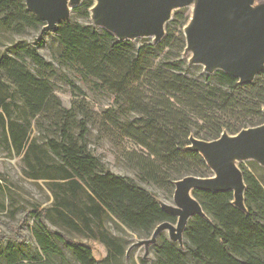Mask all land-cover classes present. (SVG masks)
<instances>
[{
    "label": "trees",
    "instance_id": "obj_1",
    "mask_svg": "<svg viewBox=\"0 0 264 264\" xmlns=\"http://www.w3.org/2000/svg\"><path fill=\"white\" fill-rule=\"evenodd\" d=\"M93 5V0H84L74 11L90 18ZM188 19L184 11L175 12L164 38L157 44L144 39L139 48L100 27L71 21L45 32L57 38L86 76L114 96L103 116L115 135L138 147L121 149L124 164L137 179L116 176L87 149L90 117L85 101L74 100L71 110L63 108L52 82L27 66L30 61L41 73L55 71L39 52L43 39L15 44L18 57L0 54V150L21 157L28 168L26 176L46 181L53 195L49 207L23 209L17 224L5 222L7 233L0 229V264H66L64 249L78 264H120L126 250L105 228L109 211L147 239L162 223L175 224V218L143 185L155 186L173 198L176 181L212 177L204 158L188 150L192 137L211 142L264 124V72L241 85L222 71L208 75L201 65L189 64L183 56ZM45 26L26 9L24 0H0V31L21 35ZM173 26L179 28L178 37ZM46 118L65 142L60 163L47 161L49 152L31 137L32 123ZM74 129L79 130V146L74 143ZM249 163L250 168L239 166L247 211L233 204V192L193 190L205 217L191 218L182 246L160 235L152 245L155 264H264V169ZM4 211L5 205L0 204V212ZM28 221L34 224V247L23 231ZM51 225L99 241L107 256L97 260L92 247Z\"/></svg>",
    "mask_w": 264,
    "mask_h": 264
},
{
    "label": "water",
    "instance_id": "obj_2",
    "mask_svg": "<svg viewBox=\"0 0 264 264\" xmlns=\"http://www.w3.org/2000/svg\"><path fill=\"white\" fill-rule=\"evenodd\" d=\"M24 1L26 9L46 24L43 32H50L61 22L68 21L71 11L84 0ZM194 4L197 6L191 22L184 30V58H188L191 65H201L208 75L222 71L237 78L241 85L252 83L264 72V5L255 9L253 0H204L203 5L198 0H97L92 6V19L95 27L110 32L119 41L147 37L157 44L164 38L174 10ZM190 142L188 150L204 158L212 177L189 176L175 182L174 206H161L177 217V222L159 225L147 245L155 244L162 232L169 234L170 241L181 242L191 218L194 215L205 217L193 190L233 192V204L247 211L246 185L237 164L251 160L264 167V124L237 135L223 134L216 141L192 137Z\"/></svg>",
    "mask_w": 264,
    "mask_h": 264
},
{
    "label": "rangeland",
    "instance_id": "obj_3",
    "mask_svg": "<svg viewBox=\"0 0 264 264\" xmlns=\"http://www.w3.org/2000/svg\"><path fill=\"white\" fill-rule=\"evenodd\" d=\"M93 1L94 7L97 0ZM253 4V7L256 9L264 5V0H253ZM93 7L90 10V18L84 16L82 12H75L72 10L68 22L71 21L72 23L95 26L96 23L92 19ZM181 10L189 16V21L184 27L185 30L191 22L193 7L188 6L184 9L174 10L173 15L175 12ZM178 33L179 28L174 27V36L178 37ZM38 39H43L45 41L43 48L39 49L41 56L54 66L55 71H43L41 73L30 61H27V66L30 67L35 74H42L52 82L54 94L60 98L63 108L71 110L74 100L85 101V108H87L90 117V123L88 125L89 132L86 136L87 149L116 176L119 175L137 179L135 173L124 164L121 149H135L138 147L132 141L126 140L123 142L118 135H115L109 128L111 124L107 122L103 116V111L113 105L114 96L108 91V88L102 85V83L98 84L95 78L85 75L82 66L79 65L78 61L72 56L66 54V48L58 43L57 38L53 35H46L43 30L37 31L28 29L21 35H13L0 31V54L6 53L18 57V54L15 53V44H33ZM144 39L154 42L153 38L142 37L138 40H134L136 48L142 46V41ZM152 55L153 53L147 54L150 59ZM188 56H190V54ZM78 119H81V117H78ZM32 124L31 137L37 140V144L40 148L47 149V152H49L47 161L62 162L59 151L62 149L65 142L60 136V132L55 124L48 118L45 120H38L37 122L34 121ZM72 136L74 137V143L79 146L81 144L79 130L74 129ZM250 161L251 160H245L239 162L237 166L239 168L240 164H243L245 167L250 168ZM260 166L261 165H259V167ZM261 167L264 169L263 166ZM25 170H28V168L25 166L21 157H15L14 154L10 155L0 150V175L2 176L0 182H2V186L4 187L3 194L0 193V204H4L6 207L4 213L0 212V229L6 233L7 226L5 222L17 224L23 215V209L33 210L35 206L47 208L53 202V195H51L46 181L29 179L25 174ZM260 173L263 174V171ZM4 179H7L9 182L6 183ZM143 188L155 195L160 206H174L173 198L169 197L163 190L148 185H143ZM11 203H13L14 207H10ZM175 220L177 222V217H175ZM105 222L107 231L112 234V236L116 237L126 250L124 257L120 259V264H155L156 257L154 249L152 248L153 244H145L148 242L149 238L147 239L142 232L128 228L122 221L118 220L111 211H109V218L106 219ZM33 227V222L28 221L23 231L25 235L31 239V245L34 247V245H36V239L33 237ZM51 227L54 230L65 232L67 236L74 241H82L88 244L93 248L94 257L99 261L104 260L108 254L106 247L101 245L99 241H89L63 228L60 229L54 225H51ZM162 234L170 240V236L167 232H162ZM183 241L182 239L181 242L177 243L182 245ZM64 251L68 257V263L66 264H78L73 261L69 251L65 249ZM56 264L59 263L57 262ZM109 264L116 263L109 262Z\"/></svg>",
    "mask_w": 264,
    "mask_h": 264
},
{
    "label": "bare ground",
    "instance_id": "obj_4",
    "mask_svg": "<svg viewBox=\"0 0 264 264\" xmlns=\"http://www.w3.org/2000/svg\"><path fill=\"white\" fill-rule=\"evenodd\" d=\"M198 3H200V5H203V4H204V0H198ZM196 6H197V5H195V4L192 6V7H193V13H194V11H195ZM253 12H254V11H253ZM190 198H191V195L188 196V199H190Z\"/></svg>",
    "mask_w": 264,
    "mask_h": 264
}]
</instances>
